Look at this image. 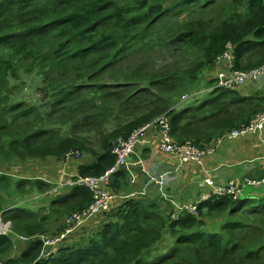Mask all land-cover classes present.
<instances>
[{"label": "trees", "instance_id": "16d2710c", "mask_svg": "<svg viewBox=\"0 0 264 264\" xmlns=\"http://www.w3.org/2000/svg\"><path fill=\"white\" fill-rule=\"evenodd\" d=\"M181 33L190 35L175 41ZM229 44L238 70L264 66V0H0V169L89 154L87 162L73 159L78 175L99 177L115 166L116 140L163 115L176 142L217 143L264 111L256 98L217 89L215 99L179 112ZM32 77L40 81V104L17 101V83ZM112 115L126 122L110 132ZM86 128L101 136L100 152L81 136ZM1 170L0 214L13 234L0 236V262L264 264V198L223 197L200 205L198 216L173 219L159 200L134 196L125 169L113 175L111 191L128 198L90 221L57 256L40 261L38 237L60 222L54 233H62L92 195L81 187L60 190L47 197L48 212L40 215L9 205L10 198L44 195L51 182ZM14 234L29 238L17 257L11 256ZM167 236L174 242L162 253Z\"/></svg>", "mask_w": 264, "mask_h": 264}, {"label": "built area", "instance_id": "2783aa9c", "mask_svg": "<svg viewBox=\"0 0 264 264\" xmlns=\"http://www.w3.org/2000/svg\"><path fill=\"white\" fill-rule=\"evenodd\" d=\"M223 62L226 63L227 69L220 70L216 73L214 85L211 86L210 92L217 89L238 91L246 85H253L261 79H264V66L250 71H241L237 69L234 45L229 44L227 46L225 53L219 58L217 63L223 64ZM191 97V95L186 96L183 102L189 101ZM154 128H158L160 133L159 146L161 151L177 157L181 165L191 163L202 165L205 159L215 152L213 148L201 149L190 140L183 143L176 142L171 137V122L166 115L135 130L128 138H119L114 142L112 149V155L116 158L115 166L104 175L99 177H82L74 175L57 183V187L53 193H57L63 189L81 187L91 193L93 200L87 209L76 212L65 220V227L62 233L53 236L42 235L39 237L42 242V259L49 260L58 255L59 252L68 245L67 243L69 240L79 234L77 233L79 230H82L93 219L101 217V215L110 211L111 207H113L117 199H119V197L111 191L113 175L120 169H125L128 172L132 171V166L134 164L130 163L131 157L135 155L138 149L150 143V131ZM263 135L264 112L259 113L249 124L243 125L239 129L225 134L218 140L217 144L220 145L224 142L236 141L249 136L262 138ZM164 181V177H162L160 181L156 178L152 179V182H155V184L160 187H163ZM205 184L210 190L203 193L193 203L177 206L176 209L172 211L173 219H177L178 216L183 214L198 216L200 205L215 199L223 197H232L235 200L242 199V188L237 186L234 182H230L223 186H216L212 178L208 177L205 180ZM262 185H264V179H244L245 187L257 188ZM134 194V196L138 197L146 195L144 192L138 193L139 195L136 193ZM162 198L164 199V203L167 204L166 201H168V196L162 193ZM172 203L173 202H170V204ZM9 233H12V224L10 221H5L2 214H0V236H5Z\"/></svg>", "mask_w": 264, "mask_h": 264}, {"label": "crops", "instance_id": "0c3cea01", "mask_svg": "<svg viewBox=\"0 0 264 264\" xmlns=\"http://www.w3.org/2000/svg\"><path fill=\"white\" fill-rule=\"evenodd\" d=\"M226 69L225 62L223 64L217 63L212 70L202 76L198 83H205L210 86L216 73ZM250 86L258 88L250 90L248 86H245L238 90L240 96L256 98L258 101H262L264 106V87L259 86V83ZM159 139V130L154 128L150 131V143L138 149L135 155L131 157L130 163L134 165L132 171L128 172L130 189L136 194L146 193L145 196L140 197L141 199L149 203L159 200L163 208L169 213H173L172 211L177 206L193 203L203 193L210 190L205 184L208 177L212 178L216 186L227 185L230 182L236 183L242 188V194L249 199L264 198V185L257 188L244 186L245 178L264 179V135L262 138L249 136L236 141L224 142L220 145L214 143L207 144L204 148L200 147L201 149H215L214 154L205 159L202 165L194 163L181 165L177 157L161 151ZM83 157L78 159H83ZM61 174H64V179L78 175V165L76 162L66 164L64 170L55 179H59ZM162 177L165 178L163 187L152 182L153 178L160 181ZM112 192L119 197L115 205L129 196L124 195L123 191L112 190ZM162 193L168 196L167 204L163 203ZM170 202L173 203L170 204Z\"/></svg>", "mask_w": 264, "mask_h": 264}, {"label": "rangeland", "instance_id": "374dc122", "mask_svg": "<svg viewBox=\"0 0 264 264\" xmlns=\"http://www.w3.org/2000/svg\"><path fill=\"white\" fill-rule=\"evenodd\" d=\"M164 56L165 55H160L158 57V59L160 60ZM161 63H159V64H161ZM22 81L23 82L19 81L17 83V85L20 84V86H21V92L18 93L16 100L29 102V104H40V101L42 100V97H43V95L41 94V92L39 90V87L41 86L40 81L36 78H33V77L32 78H25ZM257 83H259V86L264 87V79H261ZM246 86H248V88L250 90L258 88L256 86H250V85H246ZM209 87L210 86H208L205 83H201V84L197 83L196 86L192 87L189 90V92L186 93L187 95H185L183 97L182 101H184V98L186 96H190V95L192 96L191 99L189 101L185 102L184 106L179 109V112L184 113L188 109L200 108L208 100L215 99L217 97V95L211 94L210 93L211 87L210 88ZM117 116L121 117L118 114H117ZM125 122H126L125 118H123V117L122 118H116V116L112 115V116H110V120L106 125V130L111 132L114 129L121 126L122 124H124ZM81 136H85L88 138L89 141H92V142H90L89 146L100 152V150L98 148V146H99L98 142L101 139L100 135H96L95 133L93 134L92 132H88L87 128H86L83 131V134ZM71 157H72V155H70L63 162L58 161V160L53 159V158L52 159L48 158V160H45V161L29 160L27 162H21V163L18 161H14V162H12V166H8V164L5 166H2L3 170L0 169L1 171H6V172L11 171L10 172L11 175H14L16 177L32 178L34 180L35 179H42L43 181H49L52 184V188L50 189V191L48 193H44V195L39 194L36 191H32V192L30 191L31 194L30 195L26 194L25 195L26 197L23 195H17L15 197H11L10 198L11 202L9 205H15L17 203V205H21L23 208H26V209L32 211L33 213L38 212L40 215H45L48 212L49 205L51 202L50 200H47V197H50V196H52V194H54L53 191L56 189L57 183H60L61 181L64 180V178H63L64 174H61L59 179H55V178L60 175V172L62 170H64L66 164H70V163L75 162L73 159H78V158L82 157V155L74 154L73 159H71ZM91 159H92L91 156L89 154H86L83 157L82 161L87 162V161H90ZM24 188L26 191L30 190L29 185H26ZM245 198H247V197L245 195H243L242 199H245ZM126 199H127V197L124 198V200H126ZM24 215L28 216L27 211L25 212ZM61 224H62V222H60L58 224L57 228L59 226H61ZM57 228L55 227L53 229V231H51L47 234H44V235L53 236L55 234H58V233H54ZM77 233H80V231ZM12 234H13V231L9 236H11ZM90 234L91 233H87V235H85L84 238L90 236ZM77 238H78V236H77ZM78 239H80V238H78ZM13 241H14V249H13L14 252L11 254V256L17 257L25 249V247L28 246L29 238H25L23 236H19V235L14 234L13 235ZM69 242H72V239H70ZM69 242H68V244H69ZM173 242H174V239H172L170 236H167L166 242L163 244V248H161L162 253L169 250V246ZM0 264H6V262H0Z\"/></svg>", "mask_w": 264, "mask_h": 264}, {"label": "water", "instance_id": "95a60500", "mask_svg": "<svg viewBox=\"0 0 264 264\" xmlns=\"http://www.w3.org/2000/svg\"><path fill=\"white\" fill-rule=\"evenodd\" d=\"M190 34L189 33H181L176 39L175 41H181L183 39H185L186 37H188Z\"/></svg>", "mask_w": 264, "mask_h": 264}, {"label": "clouds", "instance_id": "9594fccd", "mask_svg": "<svg viewBox=\"0 0 264 264\" xmlns=\"http://www.w3.org/2000/svg\"><path fill=\"white\" fill-rule=\"evenodd\" d=\"M211 93V92H210ZM222 138V137H221ZM219 140V139H218ZM218 140H217V142H218ZM217 144V143H216ZM246 199V198H245ZM11 233H9V234H7V235H5V236H9ZM42 236V235H41ZM40 237V236H39ZM38 237V238H39ZM40 239V238H39ZM68 244V243H67ZM68 246V245H67ZM41 252H42V249H41ZM57 256V255H56ZM38 260H40V261H48V260H45V259H42L41 258V253H40V255H39V258H38ZM32 264H34V263H32Z\"/></svg>", "mask_w": 264, "mask_h": 264}]
</instances>
